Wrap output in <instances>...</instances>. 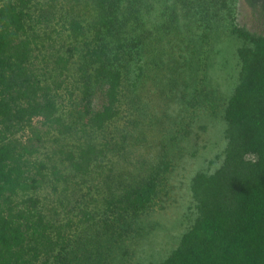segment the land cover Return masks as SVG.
<instances>
[{
  "label": "rangeland",
  "instance_id": "rangeland-1",
  "mask_svg": "<svg viewBox=\"0 0 264 264\" xmlns=\"http://www.w3.org/2000/svg\"><path fill=\"white\" fill-rule=\"evenodd\" d=\"M36 1L34 68L58 86L57 114L70 129L61 133L35 119L16 135L30 162L46 174L42 187L28 194L65 226L63 253L70 263H158L196 217L193 175L212 172L222 159L223 108L238 82L242 43L231 29L237 24L255 31L258 25L242 0L135 2L138 31L149 39L122 57L118 114L96 129L87 123V110L103 106V84L92 85L91 97L83 98L89 68L82 41L66 28L70 5L75 16L89 19L88 0ZM58 55L70 56L67 70L56 65ZM86 142L100 152L82 174L65 155ZM53 167L58 175L51 174ZM147 184L150 200L135 207L136 193ZM119 214L125 230L111 226Z\"/></svg>",
  "mask_w": 264,
  "mask_h": 264
},
{
  "label": "trees",
  "instance_id": "trees-1",
  "mask_svg": "<svg viewBox=\"0 0 264 264\" xmlns=\"http://www.w3.org/2000/svg\"><path fill=\"white\" fill-rule=\"evenodd\" d=\"M137 1L142 2L88 0L89 19L75 16L72 5L67 13L71 17L65 27L74 40L82 41L89 68L83 98L91 97L92 85L103 84V106L87 110V123L96 129L118 114L122 57L149 39L148 33L138 31ZM242 1L258 30L237 24L231 29L242 43L236 50L238 82L223 108L226 146L221 162L212 172L193 175L194 222L163 260L147 264H264V0ZM36 4L0 0V264H72L63 253L65 226L47 214L51 208L43 209L39 198L28 194L42 187L46 174L30 162L16 136L35 119H42L48 129L60 127L61 133L62 127L70 129L57 114L58 86L34 68L33 52L40 37L34 25L39 17L31 13ZM69 59L58 55L55 63L67 70ZM99 152L86 142L76 153L67 151L65 160L83 174ZM51 174L59 172L53 167ZM151 193L149 184L137 192L135 207H143ZM120 215L111 226L125 230Z\"/></svg>",
  "mask_w": 264,
  "mask_h": 264
}]
</instances>
